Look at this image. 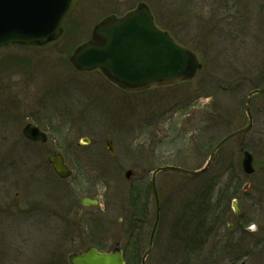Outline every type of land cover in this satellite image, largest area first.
<instances>
[{
	"label": "rangeland",
	"instance_id": "374dc122",
	"mask_svg": "<svg viewBox=\"0 0 264 264\" xmlns=\"http://www.w3.org/2000/svg\"><path fill=\"white\" fill-rule=\"evenodd\" d=\"M139 2L195 53L202 65L195 76L119 94L98 72H76L68 60L73 47L103 17ZM263 82L264 0H77L53 43L1 48L0 264H67L70 252L110 250L115 241L124 254L126 237L132 248L125 253L138 264L149 243L145 264H264V92L251 99V127L223 142L206 170L155 174L160 213L152 236L149 186L157 167L202 168L219 140L247 124L244 97ZM26 123L46 140L25 141ZM83 137L87 144H79ZM53 147L71 169L65 180L47 163ZM240 149L252 155L253 173L243 172ZM137 186L146 211L132 224L126 194ZM84 195L98 202L82 205ZM189 213L203 215L207 234L192 235L194 224L181 222Z\"/></svg>",
	"mask_w": 264,
	"mask_h": 264
},
{
	"label": "water",
	"instance_id": "95a60500",
	"mask_svg": "<svg viewBox=\"0 0 264 264\" xmlns=\"http://www.w3.org/2000/svg\"><path fill=\"white\" fill-rule=\"evenodd\" d=\"M76 0H0V46L16 43L22 45L43 44L52 41L61 33V21L69 16ZM77 69H99L110 81L126 90H140L154 84H168L179 79L191 78L201 64L192 52L177 44L165 31L160 30L152 21L145 4H139L136 10L120 18L109 17L95 26L89 42L79 46L70 56ZM250 92L244 103L248 116V125L224 137L210 152L206 164L199 170L187 171L179 167L165 166L152 174V188L156 200L158 217V199L154 177L160 170H175L186 174L204 171L217 150L228 138L247 131L251 126L249 100L255 92ZM24 135L31 140L44 141L45 135L31 124L23 128ZM87 142V139H83ZM109 146V143H108ZM55 172L62 178L70 171L61 157L54 153L48 157ZM242 169L246 174L253 172L252 156L243 152ZM132 171L125 173L130 178ZM87 198L82 203H88ZM95 202V201H92ZM235 204V203H233ZM151 243L142 256L141 264L147 256ZM69 264H127L122 252L115 247L110 251H98L87 247L81 253H70Z\"/></svg>",
	"mask_w": 264,
	"mask_h": 264
},
{
	"label": "trees",
	"instance_id": "16d2710c",
	"mask_svg": "<svg viewBox=\"0 0 264 264\" xmlns=\"http://www.w3.org/2000/svg\"><path fill=\"white\" fill-rule=\"evenodd\" d=\"M203 194V189L199 192V195H196L195 197L197 198V206L198 207H200V204H201V202L203 201L202 199H201V195ZM204 195H206V194H204ZM138 200V197H132L131 196V202L132 203H134V204H136V201ZM193 204V203H192ZM137 207V209H135L134 208V212H136V215H138V211H139V207L138 206H136ZM192 208V206H190V209ZM187 209H189V206L188 205H186L185 206V208H184V210H187ZM135 216V215H134ZM182 219V216L179 218V220H181ZM184 221H185V219H184V217H183V219L181 220V222L182 223H184ZM129 241H127L126 242V244H125V250H124V256H125V259L127 260V261H131V260H134L135 261V255L132 253V251L130 250V251H128L127 253H125L126 252V250H128L129 248H132V246L130 245L131 243H128ZM184 248V247H183ZM135 262H137V261H135ZM136 264H138V262L136 263Z\"/></svg>",
	"mask_w": 264,
	"mask_h": 264
},
{
	"label": "flooded vegetation",
	"instance_id": "af4514ba",
	"mask_svg": "<svg viewBox=\"0 0 264 264\" xmlns=\"http://www.w3.org/2000/svg\"><path fill=\"white\" fill-rule=\"evenodd\" d=\"M109 85L112 86V88H114L115 90L122 91V89H120L119 87L113 85L112 83H109ZM24 140L27 141V142H30V140L26 139L25 137H24ZM77 146H78V145H77ZM54 151H57V152H59V153L61 154V156H62L64 162H65L66 165L68 166L67 161H66V158H65V154H64L62 151L60 152L59 149H57L56 147H53V148L51 149V152H54ZM51 152H49V153H51ZM49 153H48V154H49ZM48 154H47V155H48ZM47 155H46V156H47ZM106 155H108L109 159H113V158L116 157L114 151H113V153H111V152H106ZM68 167H69V166H68ZM15 194H17V193H15ZM237 197H240V195L237 196ZM236 202H237V199H236ZM237 207H238V205H237ZM237 211H238V212H237L236 214H239V212H240L239 207H238ZM243 217H245V215H243ZM246 218H247V217H246ZM248 222H249V221H247V222L243 225V227H245V226L248 224Z\"/></svg>",
	"mask_w": 264,
	"mask_h": 264
},
{
	"label": "bare ground",
	"instance_id": "6f19581e",
	"mask_svg": "<svg viewBox=\"0 0 264 264\" xmlns=\"http://www.w3.org/2000/svg\"><path fill=\"white\" fill-rule=\"evenodd\" d=\"M146 205V204H145Z\"/></svg>",
	"mask_w": 264,
	"mask_h": 264
}]
</instances>
